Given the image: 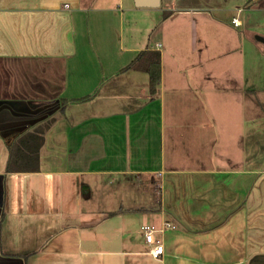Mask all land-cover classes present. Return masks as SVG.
I'll list each match as a JSON object with an SVG mask.
<instances>
[{
	"label": "crops",
	"instance_id": "0c3cea01",
	"mask_svg": "<svg viewBox=\"0 0 264 264\" xmlns=\"http://www.w3.org/2000/svg\"><path fill=\"white\" fill-rule=\"evenodd\" d=\"M256 35L264 0H0V264H264ZM223 43L245 70L210 63ZM146 49L160 53L155 93L127 68ZM208 86L244 97L227 131L165 111L181 91L202 103ZM26 132L43 139L38 169L9 170Z\"/></svg>",
	"mask_w": 264,
	"mask_h": 264
},
{
	"label": "rangeland",
	"instance_id": "374dc122",
	"mask_svg": "<svg viewBox=\"0 0 264 264\" xmlns=\"http://www.w3.org/2000/svg\"><path fill=\"white\" fill-rule=\"evenodd\" d=\"M213 30V29H211ZM218 33V29L215 31L216 35ZM224 37V33H221V37ZM209 49H207L208 51L211 52L212 55L217 54L219 51V48L222 50L221 53L222 55H224L225 59H222V61H214V60H210V63H216V67L215 68H220L223 70L229 69V70H233V69H237V73H239V70L241 69H246L245 67V62L246 60L244 58H242V56H239L236 60L234 61H230L228 60L227 56L225 54H227L228 52V46L225 45V43L223 44H213L209 45L208 47ZM254 53H256L255 50H252ZM227 52V53H226ZM245 53L250 54L251 53V49H247V47H245L244 50ZM256 56V54L254 55V57ZM251 57V56H249ZM252 58V57H251ZM243 59V60H241ZM264 60L257 58V56L254 59L249 60V63H252V66L258 71L256 74L261 75L263 77V71H264V67H263V62ZM249 67V66H248ZM228 73V72H227ZM257 76V75H255ZM223 80L224 78L228 77L226 76V74H223ZM264 80V79H263ZM262 80V81H263ZM206 93V97L202 100L199 101L197 100H193L190 99V97L192 96L191 94H189L188 92H182L181 91V95H179V97L176 99L175 101L171 100V103L168 102V100L166 101V108L165 111L167 112V114H170L171 111L178 117V118H183V117H194V118H201L204 119V117L206 119H212V128L210 129L211 134H213L214 132L219 133L221 127H223V130H225V127H228V125L226 126H222L223 125V121L227 120L228 118H232L236 112L237 114H242L245 115V108H244V101L243 98L244 97H240V99H233V101L231 100L230 95L233 94L231 93V90L229 88H225L224 86L222 87V91L219 92L217 91L215 88H213L212 86H208V88L205 91ZM240 94V93H239ZM263 93H259V96H262ZM168 95H167V97ZM170 100V99H169ZM232 102V105H231ZM235 104H238V106H235ZM257 109L254 108V115H255V122H254V133H255V142L256 140H258L256 138V132H259L262 128V124L261 122L258 123V119L259 116H256L257 113ZM238 117V116H237ZM241 117V116H239ZM213 131V132H212ZM227 131V130H225ZM210 137H213L212 135H210ZM208 136V139L213 140L214 138H210Z\"/></svg>",
	"mask_w": 264,
	"mask_h": 264
},
{
	"label": "trees",
	"instance_id": "16d2710c",
	"mask_svg": "<svg viewBox=\"0 0 264 264\" xmlns=\"http://www.w3.org/2000/svg\"><path fill=\"white\" fill-rule=\"evenodd\" d=\"M134 68L144 71L149 78V91L155 93L160 83V53L155 50H143L131 61L127 68ZM43 139L35 138L30 132L19 137L12 148V162L9 163V170L35 171L38 169V149ZM19 145V146H18Z\"/></svg>",
	"mask_w": 264,
	"mask_h": 264
},
{
	"label": "built area",
	"instance_id": "2783aa9c",
	"mask_svg": "<svg viewBox=\"0 0 264 264\" xmlns=\"http://www.w3.org/2000/svg\"><path fill=\"white\" fill-rule=\"evenodd\" d=\"M234 23H237L236 19H233ZM142 231L144 235L145 243L148 246L147 253L153 258H159L164 253L163 244L159 239L155 237V232L157 231L152 225L142 226Z\"/></svg>",
	"mask_w": 264,
	"mask_h": 264
},
{
	"label": "water",
	"instance_id": "95a60500",
	"mask_svg": "<svg viewBox=\"0 0 264 264\" xmlns=\"http://www.w3.org/2000/svg\"><path fill=\"white\" fill-rule=\"evenodd\" d=\"M134 4L137 7H157L159 5V0H134ZM255 38L264 43V37L256 35Z\"/></svg>",
	"mask_w": 264,
	"mask_h": 264
}]
</instances>
